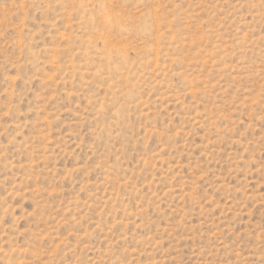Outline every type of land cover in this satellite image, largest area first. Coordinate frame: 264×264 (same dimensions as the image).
I'll use <instances>...</instances> for the list:
<instances>
[{
    "label": "rangeland",
    "instance_id": "obj_1",
    "mask_svg": "<svg viewBox=\"0 0 264 264\" xmlns=\"http://www.w3.org/2000/svg\"><path fill=\"white\" fill-rule=\"evenodd\" d=\"M0 264H264V0H0Z\"/></svg>",
    "mask_w": 264,
    "mask_h": 264
}]
</instances>
